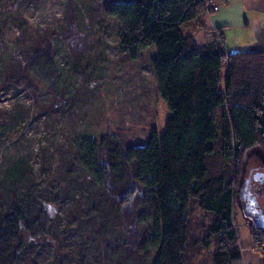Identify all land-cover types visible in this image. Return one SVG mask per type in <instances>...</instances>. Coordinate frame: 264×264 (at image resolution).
<instances>
[{"label": "trees", "instance_id": "obj_1", "mask_svg": "<svg viewBox=\"0 0 264 264\" xmlns=\"http://www.w3.org/2000/svg\"><path fill=\"white\" fill-rule=\"evenodd\" d=\"M100 1L119 25L122 55L136 61L155 47L156 56L149 65L171 114L163 133L153 132L144 145L109 144L113 138L104 137L99 143L84 140L77 147L78 165L93 179L115 215L119 210L116 198L131 188L141 194L137 212L125 215L124 221L132 228L128 241L115 242L111 250L122 260L127 257V244L147 243L155 251L151 264H184L186 213L193 200L212 216L202 241L208 248L212 237L218 239L212 264H243L232 209L244 154L255 145L264 152V52L226 54L215 37L195 47L184 27L213 11L211 0ZM201 27L198 24L193 32ZM8 80L31 87L26 66L12 71ZM37 101L33 96V105ZM29 116L30 107L22 105L9 125H19ZM4 139L5 132L0 131V154ZM214 152L223 169L211 172L208 158ZM46 153L45 149L39 153L37 172L25 156L4 155L0 161V264H37L35 255L45 244L39 239L43 210L33 214L31 206L39 181L54 190L59 178L51 172ZM228 164L236 171L235 181L227 176L229 167L224 169ZM71 176L64 179L69 185ZM76 204L68 212L67 227L80 222L81 208ZM143 215L144 233L136 234L135 224ZM86 248V243L78 245L75 264H87Z\"/></svg>", "mask_w": 264, "mask_h": 264}, {"label": "rangeland", "instance_id": "obj_2", "mask_svg": "<svg viewBox=\"0 0 264 264\" xmlns=\"http://www.w3.org/2000/svg\"><path fill=\"white\" fill-rule=\"evenodd\" d=\"M106 8L100 0H0V131L5 132L0 161L4 155L25 156L37 172L39 153L45 149L51 172L59 176L54 190L39 181L31 206L33 214L43 210L39 239L45 244L35 255L37 264H75L82 242L87 244V264H151L155 257L146 243L127 244V257L117 258L111 249L115 242L128 241L132 228L125 215L137 212L141 194L131 188L116 198L115 215L75 155L82 141L99 143L104 137L113 138L109 144L144 145L153 132L163 133L171 116L149 65L155 47L136 61L122 55L119 25ZM225 51L231 52L228 43ZM19 66L27 67L31 87L8 80ZM33 96L38 99L34 105ZM22 105L30 107V116L10 126L9 119ZM208 161L211 172L223 169L216 152ZM228 167L227 176L235 181L236 171L230 164L224 169ZM67 174L72 175L70 185L64 180ZM239 174L232 209L236 244L243 264H264V237L252 229L264 225L260 145L244 154ZM76 202L80 222L67 227ZM144 217L135 224L136 234L144 233ZM186 219L184 264H212L218 239L212 237L208 248L202 244L212 216L190 200Z\"/></svg>", "mask_w": 264, "mask_h": 264}, {"label": "crops", "instance_id": "obj_3", "mask_svg": "<svg viewBox=\"0 0 264 264\" xmlns=\"http://www.w3.org/2000/svg\"><path fill=\"white\" fill-rule=\"evenodd\" d=\"M211 1L216 11L184 27L186 33L192 34L195 47H202L215 37L224 51L228 43L230 53L264 52V0ZM198 24L202 27L193 32Z\"/></svg>", "mask_w": 264, "mask_h": 264}, {"label": "flooded vegetation", "instance_id": "obj_4", "mask_svg": "<svg viewBox=\"0 0 264 264\" xmlns=\"http://www.w3.org/2000/svg\"><path fill=\"white\" fill-rule=\"evenodd\" d=\"M258 178V177H257ZM258 207V206H257ZM259 208V207H258ZM263 209V208H262ZM256 228H258L259 229V231H260V234L264 237V225H261L260 227H256ZM253 229V228H252ZM253 231H255L254 229H253Z\"/></svg>", "mask_w": 264, "mask_h": 264}, {"label": "built area", "instance_id": "obj_5", "mask_svg": "<svg viewBox=\"0 0 264 264\" xmlns=\"http://www.w3.org/2000/svg\"><path fill=\"white\" fill-rule=\"evenodd\" d=\"M212 10L213 11H216L217 10V7L216 6H213Z\"/></svg>", "mask_w": 264, "mask_h": 264}, {"label": "water", "instance_id": "obj_6", "mask_svg": "<svg viewBox=\"0 0 264 264\" xmlns=\"http://www.w3.org/2000/svg\"><path fill=\"white\" fill-rule=\"evenodd\" d=\"M249 207V206H248Z\"/></svg>", "mask_w": 264, "mask_h": 264}]
</instances>
